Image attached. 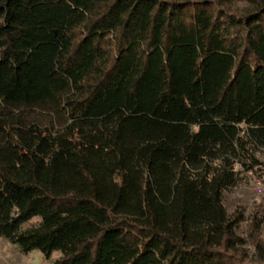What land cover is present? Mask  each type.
Instances as JSON below:
<instances>
[{
  "label": "trees",
  "instance_id": "obj_1",
  "mask_svg": "<svg viewBox=\"0 0 264 264\" xmlns=\"http://www.w3.org/2000/svg\"><path fill=\"white\" fill-rule=\"evenodd\" d=\"M260 147L264 0H0V237L21 251L264 264L263 219L241 237L223 203Z\"/></svg>",
  "mask_w": 264,
  "mask_h": 264
},
{
  "label": "rangeland",
  "instance_id": "obj_2",
  "mask_svg": "<svg viewBox=\"0 0 264 264\" xmlns=\"http://www.w3.org/2000/svg\"><path fill=\"white\" fill-rule=\"evenodd\" d=\"M24 113L29 120L52 129L59 128L66 122L64 114L42 109L39 106L25 108ZM257 155L264 169V147L258 149ZM237 169L239 171L236 184L223 192L225 209L230 216L237 218L235 232L241 237H245L249 231L251 216L256 214L257 217H261L263 221L260 236L264 238V171L242 170L240 166H237ZM37 219L36 216L31 218L24 226L34 223ZM236 247L246 261L259 259L255 246L250 242L238 243ZM57 254L58 250H54L49 258H45L42 252L35 248L23 252L17 244L0 237V264H51Z\"/></svg>",
  "mask_w": 264,
  "mask_h": 264
}]
</instances>
